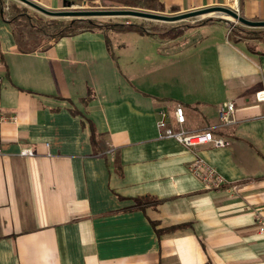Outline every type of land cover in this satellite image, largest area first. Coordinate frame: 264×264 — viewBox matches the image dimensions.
I'll return each mask as SVG.
<instances>
[{
	"label": "crops",
	"instance_id": "crops-1",
	"mask_svg": "<svg viewBox=\"0 0 264 264\" xmlns=\"http://www.w3.org/2000/svg\"><path fill=\"white\" fill-rule=\"evenodd\" d=\"M152 1L171 12L232 3L264 21V0ZM3 8L0 264H264V37L212 23L173 48L130 27L42 44ZM226 102L236 121L215 132L230 146L162 135L178 105L192 131L217 125ZM197 158L225 177L221 189L191 173Z\"/></svg>",
	"mask_w": 264,
	"mask_h": 264
},
{
	"label": "rangeland",
	"instance_id": "rangeland-1",
	"mask_svg": "<svg viewBox=\"0 0 264 264\" xmlns=\"http://www.w3.org/2000/svg\"><path fill=\"white\" fill-rule=\"evenodd\" d=\"M2 2L4 7L3 10L7 13V15L9 14L10 17L17 16L18 17L17 20L20 19L21 17H24V20L25 18H27L28 27L34 28V30H32L33 35H36L38 37H43L42 39H45L46 41L51 38L50 36L48 37L47 34L52 35L54 33H57L59 30H61L62 26L59 25H66L70 21L78 19L73 16H51L33 8L32 6H29L21 2L20 0H2ZM78 2L79 3H75L73 8L65 7L67 3H63V5H61L59 8L56 9L47 8L41 4L39 5L50 11H63V12L71 11V10L92 11V10H106V9H113V10L132 9V10H144V11L159 13L163 15H178L181 13H186L179 11H173V12L164 11L161 5L154 3L152 0H113V1H105V2L100 0H86V1L78 0ZM215 6H226L239 13L238 9H236L234 7V4L232 3H230L229 5H215ZM17 7L18 8L20 7V9H17ZM27 12L29 14H27ZM80 20L94 21L98 25L106 26L108 28L110 26L114 27V25L122 24L125 27L137 29V31L136 30L134 31H136V34L139 36H141V33L142 34L147 33L150 35H153L154 33L159 34L162 37L161 39L167 42V45H170V48H173L174 45H176L175 43L177 42L178 44L179 43L183 44L187 40L189 41V39L194 36L195 30L206 23L207 24L224 23L228 25L229 29L230 27H232V25H236L237 27H240V29L235 28L234 31L230 29V31L228 32V37L229 36L232 37V32H233V34L236 33L238 36L243 38L259 39L263 37L255 35L254 31H264V27H257V28L247 27L241 24L239 21L235 20L234 18H231L229 16L225 17L224 14L221 15L216 13L199 15V16L190 17L179 21H171V22L146 19L136 16H92V17H83ZM55 23H61V24L56 25ZM36 27L44 28L46 31L44 30V32H40L38 29H36ZM80 29L81 28L76 29L75 32L79 31ZM121 34L123 36H126V34L123 33ZM136 34L131 33L132 36ZM180 34H182V36H180V39H171L172 37ZM261 45H262L261 46L262 49H264V42Z\"/></svg>",
	"mask_w": 264,
	"mask_h": 264
},
{
	"label": "built area",
	"instance_id": "built-area-1",
	"mask_svg": "<svg viewBox=\"0 0 264 264\" xmlns=\"http://www.w3.org/2000/svg\"><path fill=\"white\" fill-rule=\"evenodd\" d=\"M259 101L264 100V91L257 93ZM0 103V111H1ZM219 122L215 126H208L201 130H186V117L182 106H177L174 110V120L177 128L171 126L167 115H163L158 121L159 128L162 130L164 137L173 138L185 147L196 150L200 146L212 145L214 147H228L231 141L215 132L216 129L233 125L235 123V105L232 102H226L219 105ZM15 119V117L13 118ZM2 152L0 147V153ZM23 156H33L34 151L31 148L22 149ZM191 173L200 179L203 186L209 190L221 189L226 184L225 177L220 174L214 167L206 163L203 159L197 158L191 168ZM259 233L264 234V216H257Z\"/></svg>",
	"mask_w": 264,
	"mask_h": 264
},
{
	"label": "water",
	"instance_id": "water-1",
	"mask_svg": "<svg viewBox=\"0 0 264 264\" xmlns=\"http://www.w3.org/2000/svg\"><path fill=\"white\" fill-rule=\"evenodd\" d=\"M21 2L32 6L33 8L51 15V16H73L78 19H82L83 17H92V16H136V17H142L146 19H154V20H161V21H179L182 19L195 17L199 15H205V14H221L226 16H231L235 20L239 21L241 24L247 26V27H264V21H254L249 20L243 17L241 14H239L237 11L226 7V6H211V7H205L201 9H196L193 11H189L186 13H181L178 15H163L159 13L144 11V10H132V9H121V10H113V9H106V10H92V11H83V10H71V11H50L41 5L35 3L32 0H20ZM86 1V0H82ZM75 5V2H68L65 7L73 8Z\"/></svg>",
	"mask_w": 264,
	"mask_h": 264
},
{
	"label": "trees",
	"instance_id": "trees-1",
	"mask_svg": "<svg viewBox=\"0 0 264 264\" xmlns=\"http://www.w3.org/2000/svg\"><path fill=\"white\" fill-rule=\"evenodd\" d=\"M218 20H221V19H218ZM56 25L58 24H61V23H55ZM81 24H84V25H81ZM207 24V23H206ZM206 24H204V25H206ZM59 26H62V28H61V30H59L57 33H54V34H52V35H50V34H47L48 35V37L50 36L51 38H54L55 36H61V35H63V34H66V33H74L75 31H76V29H79V28H81L80 30H84V29H93V28H108V27H106V26H102V25H98L96 22H94V21H87V20H80V19H76V20H72V21H70L68 24H66V25H59ZM125 26L124 25H114V27L113 26H110L109 27V29L111 28V29H122V28H124ZM235 28H239L240 29V27H237V26H235L234 28H233V30L235 29ZM36 29H38L40 32H44V28H37L36 27ZM139 29V28H138ZM243 30V29H242ZM46 31V30H45ZM144 31V30H143ZM255 32V33H254ZM253 33L255 34V35H258V36H260V37H264V31H254ZM176 36H178V35H176ZM175 37V36H174ZM46 40L45 39H42L41 40V42L40 43H44ZM108 42H109V40H108ZM93 134H95L94 133V131H93Z\"/></svg>",
	"mask_w": 264,
	"mask_h": 264
},
{
	"label": "bare ground",
	"instance_id": "bare-ground-1",
	"mask_svg": "<svg viewBox=\"0 0 264 264\" xmlns=\"http://www.w3.org/2000/svg\"><path fill=\"white\" fill-rule=\"evenodd\" d=\"M229 17H231V16H229ZM232 18V17H231Z\"/></svg>",
	"mask_w": 264,
	"mask_h": 264
}]
</instances>
